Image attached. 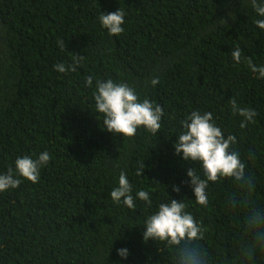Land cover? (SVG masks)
Returning a JSON list of instances; mask_svg holds the SVG:
<instances>
[{
  "label": "trees",
  "instance_id": "16d2710c",
  "mask_svg": "<svg viewBox=\"0 0 264 264\" xmlns=\"http://www.w3.org/2000/svg\"><path fill=\"white\" fill-rule=\"evenodd\" d=\"M119 8L124 32L109 36L98 17ZM260 18L250 0H0V174L18 156H52L38 183L22 180L0 192V264H171L164 245L143 241L142 226L168 197L195 199L187 170L198 166L175 154L174 144L179 121L197 109L236 136L264 203V79L231 57L239 46L264 65V31L253 23ZM72 55L85 57L76 72L54 71ZM89 75L135 84L142 98L160 104L157 136L139 129L123 139L104 129L92 99L95 79L85 87ZM154 77L153 87L147 82ZM231 97L257 112L255 123L239 127ZM121 170L133 194L151 193L152 209L113 204ZM231 187L210 182L207 208L186 201L206 228L201 243L213 264L236 258L237 222L224 203ZM121 248L126 258L117 255Z\"/></svg>",
  "mask_w": 264,
  "mask_h": 264
},
{
  "label": "clouds",
  "instance_id": "9594fccd",
  "mask_svg": "<svg viewBox=\"0 0 264 264\" xmlns=\"http://www.w3.org/2000/svg\"><path fill=\"white\" fill-rule=\"evenodd\" d=\"M250 6L260 19L253 21L254 25L264 31V0H250ZM125 11L118 9L111 13H101L99 24L109 36H119L124 32ZM64 47V41L62 42ZM71 63H57L54 71L58 73L76 72L77 67L85 59L84 56H73ZM232 60L239 65L246 61L248 69L257 74V79H264V65H256L251 57H245L237 46L231 52ZM95 79L92 94L95 111L102 116L103 128L116 135L132 139L139 129L157 136L162 127L163 107L147 97H141L135 84L114 81L111 78L101 79L91 75L85 77V87L91 88ZM147 83L153 87L159 83V77H154ZM232 115L241 117L239 127L246 128L255 123L257 112L250 107H241L235 97L228 101ZM180 129L176 134L174 144L175 154H182V159L197 165L187 170V177L195 199H170L159 202L143 222V241H156L170 250L171 264H213L208 249L201 243L205 239L206 228L188 211L190 204L202 208L209 206L210 182L220 185L230 182L231 190L225 192V207L236 218L237 253L233 260L225 259L224 264H255L257 255H264V203L255 196V177L246 167L240 151L235 147L237 138L224 130L215 122L212 112L193 110L179 121ZM249 159H254V153L249 152ZM52 159L51 153L42 151L33 158L30 155L17 157L14 169L9 167L0 174V192L15 189L22 180L36 184L40 180L41 170ZM117 167H119L117 165ZM143 161L136 171L141 176L144 169ZM173 192L179 193L180 188L173 186ZM113 204L123 205L129 210H136L137 201L149 209L153 208L150 192L140 189L133 194V185L125 170L118 176V184L110 191ZM127 249H117V255L127 257Z\"/></svg>",
  "mask_w": 264,
  "mask_h": 264
}]
</instances>
